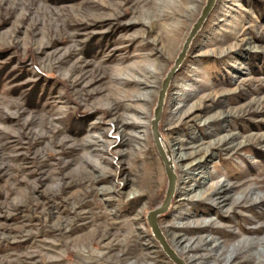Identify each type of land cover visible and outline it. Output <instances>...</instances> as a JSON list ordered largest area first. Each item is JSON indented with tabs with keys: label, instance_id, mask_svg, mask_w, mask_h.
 Listing matches in <instances>:
<instances>
[{
	"label": "rangeland",
	"instance_id": "374dc122",
	"mask_svg": "<svg viewBox=\"0 0 264 264\" xmlns=\"http://www.w3.org/2000/svg\"><path fill=\"white\" fill-rule=\"evenodd\" d=\"M205 2L0 0V264H177L151 120ZM158 132L177 257L264 264V0L215 1Z\"/></svg>",
	"mask_w": 264,
	"mask_h": 264
},
{
	"label": "water",
	"instance_id": "95a60500",
	"mask_svg": "<svg viewBox=\"0 0 264 264\" xmlns=\"http://www.w3.org/2000/svg\"><path fill=\"white\" fill-rule=\"evenodd\" d=\"M216 0H206L205 4L203 5L199 16L197 17L196 21L192 24V27L185 38L182 47L174 60V64L171 69L167 72L166 76L162 80L161 88L158 91L157 102L155 108L153 110V118L151 120V131L152 136L154 139V143L156 149L162 159L164 165V171L167 176V187L163 202L157 208L152 211H149L146 215L147 223L151 229L153 236L158 240L159 244L161 245L164 252L170 257L174 262L177 264H185L181 259L177 257V255L173 252V250L169 247L165 237L163 236L158 224H157V215L164 212L170 203L171 197L173 195L174 186H175V173L173 170V165L171 163V155L168 149H164L162 145V136L158 132V122L161 116L162 107L164 103V97L166 95L167 88L169 86L170 80L178 69L179 65L182 63L186 56V52L189 48V45L195 35L198 33L200 28L203 26L207 16L209 15L210 11L212 10L214 3Z\"/></svg>",
	"mask_w": 264,
	"mask_h": 264
},
{
	"label": "bare ground",
	"instance_id": "6f19581e",
	"mask_svg": "<svg viewBox=\"0 0 264 264\" xmlns=\"http://www.w3.org/2000/svg\"><path fill=\"white\" fill-rule=\"evenodd\" d=\"M162 145H163V148H164V149H168L167 145H166V144L164 145L163 139H162ZM174 146H175V144H174ZM168 150H169V149H168ZM173 152H174V153H173ZM169 153H170V151H169ZM207 153H208V152H207V148H205V150L202 151V154H203V155H201L199 158H195V159H194V162H192V163H196V164L199 163L200 161H202V160H201V157L204 158V156H205ZM171 154H172V157H171V158L173 159V162L171 161L172 165L174 164L175 161L178 162V161H182V160H184V159H186V158H188V157H192V156H190L189 153L181 152V151H180V147H178V146H175V147H174V150H171L170 155H171ZM176 162H175V163H176ZM200 163H201V162H200ZM200 163H199V164H200ZM173 168H174V166H173ZM188 168H189V165H188V166H186V165H183V166H182V169H183V170H187ZM211 188H212V187H211ZM201 193H202V191H201V190H198V191H197V194H198V195H197V194H196V195L199 196ZM223 194H224V193H223ZM235 198H236V197H235ZM223 202H224V200H220V201H219V203H223ZM180 241H181V242H180ZM180 241H179V242L182 244V243H184L185 240H184V239H180ZM179 242H178V243H179ZM181 244H180V245H181ZM185 246H190V245L185 244ZM173 250H174V249H173ZM175 251H176V250H175ZM176 253L178 254L177 251H176Z\"/></svg>",
	"mask_w": 264,
	"mask_h": 264
}]
</instances>
